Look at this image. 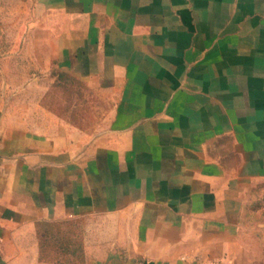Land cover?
<instances>
[{
    "label": "crops",
    "instance_id": "crops-1",
    "mask_svg": "<svg viewBox=\"0 0 264 264\" xmlns=\"http://www.w3.org/2000/svg\"><path fill=\"white\" fill-rule=\"evenodd\" d=\"M37 1L116 105L98 136L2 123L0 264H68L38 224L87 217L78 264H264V0Z\"/></svg>",
    "mask_w": 264,
    "mask_h": 264
},
{
    "label": "rangeland",
    "instance_id": "rangeland-1",
    "mask_svg": "<svg viewBox=\"0 0 264 264\" xmlns=\"http://www.w3.org/2000/svg\"><path fill=\"white\" fill-rule=\"evenodd\" d=\"M62 22L45 2L0 0V128L19 123L34 130L81 129L92 136L110 128L116 100L104 95L94 77L85 82L60 64L56 42ZM101 221L40 222L42 259L78 264L86 237L87 243L94 241Z\"/></svg>",
    "mask_w": 264,
    "mask_h": 264
}]
</instances>
